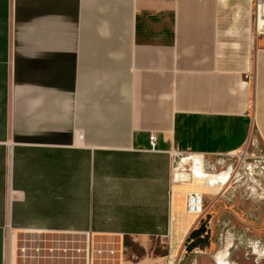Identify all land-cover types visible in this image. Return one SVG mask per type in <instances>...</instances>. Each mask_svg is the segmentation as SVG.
Wrapping results in <instances>:
<instances>
[{"label":"crops","instance_id":"crops-1","mask_svg":"<svg viewBox=\"0 0 264 264\" xmlns=\"http://www.w3.org/2000/svg\"><path fill=\"white\" fill-rule=\"evenodd\" d=\"M256 5L0 0V264L24 246L25 264H69L58 236L89 233L143 251L125 264H257L217 233L230 178L204 162L264 156Z\"/></svg>","mask_w":264,"mask_h":264},{"label":"rangeland","instance_id":"rangeland-1","mask_svg":"<svg viewBox=\"0 0 264 264\" xmlns=\"http://www.w3.org/2000/svg\"><path fill=\"white\" fill-rule=\"evenodd\" d=\"M204 162L209 165V170L212 172L230 174V179H226L225 182L226 193L221 205L218 207L215 203L211 208L212 212L218 208L225 210V214L217 223L219 224L217 230L221 232L217 231V233L222 234L225 242L232 246V253L235 252L243 257L245 251L246 257L247 241L260 240L264 243L261 230L264 224V163L258 157L246 153L206 158ZM209 204L211 201L205 202L206 207ZM248 220L253 222V227L247 224ZM249 228L251 231L248 230ZM251 235L256 236L257 239H251ZM53 238L57 239V235ZM58 238L59 240L63 238L67 242L65 252L69 264H84V262L87 264V258L85 261L84 259L91 252L94 253L93 264H121V260L122 264H125L126 252V256L133 261H139L143 256V251L132 242L125 241L122 244L113 236L92 235V233L60 234ZM89 241L94 242L93 249L90 248ZM24 251L25 246L18 250L17 264H25ZM88 263L91 264L89 260Z\"/></svg>","mask_w":264,"mask_h":264},{"label":"built area","instance_id":"built-area-1","mask_svg":"<svg viewBox=\"0 0 264 264\" xmlns=\"http://www.w3.org/2000/svg\"><path fill=\"white\" fill-rule=\"evenodd\" d=\"M256 18L257 22L264 21V0H257L256 5ZM151 143L154 145L156 141V135L152 134L150 137ZM262 163H264V156H257ZM187 210L190 214L197 216H204L206 214V208L204 199L199 194H191L188 197ZM247 258H254V261L259 264L264 261V243L260 240H250L246 243Z\"/></svg>","mask_w":264,"mask_h":264},{"label":"trees","instance_id":"trees-1","mask_svg":"<svg viewBox=\"0 0 264 264\" xmlns=\"http://www.w3.org/2000/svg\"><path fill=\"white\" fill-rule=\"evenodd\" d=\"M207 223L208 220H203V222H201L200 227L191 233L188 239V243L186 245L187 250L189 252L196 248L203 249L209 245L210 235L207 229Z\"/></svg>","mask_w":264,"mask_h":264},{"label":"bare ground","instance_id":"bare-ground-1","mask_svg":"<svg viewBox=\"0 0 264 264\" xmlns=\"http://www.w3.org/2000/svg\"><path fill=\"white\" fill-rule=\"evenodd\" d=\"M263 26L264 28V21H259V27ZM227 178H230V174L228 173Z\"/></svg>","mask_w":264,"mask_h":264}]
</instances>
